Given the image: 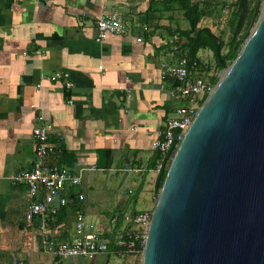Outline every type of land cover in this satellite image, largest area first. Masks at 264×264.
I'll return each mask as SVG.
<instances>
[{"label": "crops", "instance_id": "0c3cea01", "mask_svg": "<svg viewBox=\"0 0 264 264\" xmlns=\"http://www.w3.org/2000/svg\"><path fill=\"white\" fill-rule=\"evenodd\" d=\"M151 1L157 22L147 25ZM112 13L130 32L99 41L97 20ZM180 16L171 0H0V264L60 263L42 244L41 220L26 219V188L13 182L34 167L35 127L48 126L57 146L49 163L82 177L71 191L84 199L48 224L56 243L76 235L77 211L90 231L108 230L113 215L122 223L143 212L140 194L155 202L152 144L181 104L161 75L163 64L179 58L174 48L182 42L172 35ZM56 73L69 74L74 87L51 81ZM112 257L82 262L110 264Z\"/></svg>", "mask_w": 264, "mask_h": 264}, {"label": "water", "instance_id": "95a60500", "mask_svg": "<svg viewBox=\"0 0 264 264\" xmlns=\"http://www.w3.org/2000/svg\"><path fill=\"white\" fill-rule=\"evenodd\" d=\"M157 190L142 264H264V0Z\"/></svg>", "mask_w": 264, "mask_h": 264}, {"label": "built area", "instance_id": "2783aa9c", "mask_svg": "<svg viewBox=\"0 0 264 264\" xmlns=\"http://www.w3.org/2000/svg\"><path fill=\"white\" fill-rule=\"evenodd\" d=\"M97 29L99 41L105 40L111 34L125 36L130 32L124 18L117 13L102 14L97 20ZM144 30L148 31V28L144 27ZM138 41L142 39L139 38ZM178 48L179 46L174 48L176 52ZM161 75L163 79L173 81L172 87L167 89L169 96L181 104L174 109L172 117L166 119L163 130L152 144V149L159 155L156 169L158 175L168 171L187 130L215 87L202 77L193 75L186 58H178L174 63L163 64ZM49 79L62 80L67 89L74 87L67 73H56ZM162 89H166L165 86H162ZM49 130L48 126L34 128L33 140L36 144L34 167L31 171L13 178L15 185L26 188V198L29 202L27 221L36 218L41 220L43 246L60 260L88 258L100 253H109L118 258H142L152 209L127 216L122 223L118 215H113L110 220L111 228L107 230L102 227L99 231H90L84 214L77 211L74 238L58 243L52 240L47 229L48 220L57 216L62 208L68 207L71 202L68 194L82 185V177L67 168L49 163L48 159L57 150V146L49 140ZM135 172L138 173L140 170L136 169ZM75 195L80 200L84 199L82 193Z\"/></svg>", "mask_w": 264, "mask_h": 264}, {"label": "trees", "instance_id": "16d2710c", "mask_svg": "<svg viewBox=\"0 0 264 264\" xmlns=\"http://www.w3.org/2000/svg\"><path fill=\"white\" fill-rule=\"evenodd\" d=\"M260 1L261 0H234L232 4H228L227 0H171V3L177 5L179 11L183 12L184 17L190 25L187 30L178 29L174 31L172 36L181 39L182 43L177 50V55L179 58L187 59L190 71L193 75L202 77L203 74L206 75L213 70V67L211 65H206L199 56L202 50L212 51L215 55L217 69L222 70L221 63L216 55L217 42L213 36L220 38L221 51H226L222 53V57L228 64L233 62L240 52L242 45L250 35L249 30L251 23L257 12L258 2L260 3ZM155 3V1H151L149 10L146 12L145 24L147 25L157 22ZM219 9H222V14L227 9H230V16L227 21L230 35L227 41L222 35L213 33L209 26H200L202 22L213 17L214 13ZM222 33H224V31ZM209 80L213 85H216L219 81V76L215 74L210 77ZM158 162L159 155L152 166L153 169L157 168ZM166 173L167 171L157 176L156 190L162 187ZM75 194V192L71 191L68 195L73 202L77 201ZM66 210V207L62 208L57 215L66 214ZM54 219H56V216L51 217L48 220V224L52 226V224H54ZM58 261H60V259H58Z\"/></svg>", "mask_w": 264, "mask_h": 264}, {"label": "rangeland", "instance_id": "374dc122", "mask_svg": "<svg viewBox=\"0 0 264 264\" xmlns=\"http://www.w3.org/2000/svg\"><path fill=\"white\" fill-rule=\"evenodd\" d=\"M233 2L234 0H227L228 4H232ZM221 10L222 9L217 10L214 13L213 17H211L209 20H205L204 22H202L200 26H209L213 33H216L217 35H222L223 38L227 41L230 35L229 29H228V23H227L228 18L230 16V9H227L223 14ZM221 14H222V17H221ZM178 26L179 28L183 30H187L190 27L187 19L182 16L179 17ZM223 31L224 33H222ZM225 52L226 51H223L222 53H225ZM199 56L201 57L202 61L206 65H211L213 67V70L206 75L203 74L202 78L206 81H210L209 79L213 75L216 74L219 76L221 70H218L216 67V59H215L214 53L209 50H205V51L202 50L200 51ZM136 206H137L136 209L138 211H146V210L148 211V209H150L152 206L154 207V202L152 201L149 194L142 193L138 197ZM153 207L151 209H153ZM82 261H83L82 258L75 257V258L60 260L59 264H84ZM110 264H142V258H132V257L118 258L114 256L112 257Z\"/></svg>", "mask_w": 264, "mask_h": 264}]
</instances>
